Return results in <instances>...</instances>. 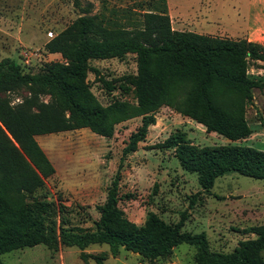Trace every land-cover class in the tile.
<instances>
[{
    "label": "trees",
    "instance_id": "obj_1",
    "mask_svg": "<svg viewBox=\"0 0 264 264\" xmlns=\"http://www.w3.org/2000/svg\"><path fill=\"white\" fill-rule=\"evenodd\" d=\"M155 1L156 6L144 10L110 8L113 21L97 13L76 16L43 45L45 51L59 53L65 60L62 64L49 62L40 72H25L14 57L0 58V255L36 244L51 250L75 246L81 251L91 244H106L112 256L122 248L152 261L186 243L196 247L195 264H264L260 255L264 224L246 228L253 237L238 241L230 251H214L203 232L180 230L181 219L167 224L147 212L136 225L122 217L114 209L117 175L91 228L64 226L62 216L57 222L58 210L51 201L34 198L26 204L20 200L53 173L36 135L85 127L110 137L116 123L162 104L228 139L249 133L242 105L258 83L245 75L244 61L264 62V43L173 29L165 0ZM126 53L136 56L137 104L113 101L103 106L84 82L87 61ZM21 89L26 94L14 101L13 93ZM146 123L131 137L130 150L143 137ZM163 143L173 148L180 168L197 174L205 192L216 177L229 172L264 179L262 150L237 145L196 147L178 130ZM87 257L103 264L99 255L80 253L82 260Z\"/></svg>",
    "mask_w": 264,
    "mask_h": 264
},
{
    "label": "rangeland",
    "instance_id": "obj_2",
    "mask_svg": "<svg viewBox=\"0 0 264 264\" xmlns=\"http://www.w3.org/2000/svg\"><path fill=\"white\" fill-rule=\"evenodd\" d=\"M156 6L155 0H0V58L14 57L25 72H40L45 63L65 60L49 53L44 43L64 29L76 16L100 14L113 21L110 8L133 7L144 10ZM170 26L209 36L235 38L241 24L245 0H165ZM136 56L90 58L84 82L95 100L105 106L124 101L136 106L134 77ZM244 73L258 83L250 89V98L242 105V118L249 133L228 139L204 124L188 118L167 104L142 115L132 116L113 126L104 137L82 127L34 136L53 173L21 202L34 198L53 202L57 222L64 226L93 227L99 208L105 204L107 187L117 175L114 209L128 221L139 225L147 212L167 224L181 219L180 230L203 232L211 250L228 252L237 242L252 238L246 228L264 224V179L229 172L214 179L203 191L197 174L180 168L165 139L176 130L183 132L196 147L237 145L264 151V63L246 59ZM13 93L14 101L25 95ZM44 101L47 96H42ZM144 120L142 138L128 144ZM196 247L186 243L152 261L119 248L110 255L106 244H91L82 251L75 246L59 245L56 250L43 244L12 250L0 255L3 264H96L80 258V253L99 255L103 264H195ZM264 260V250L260 252Z\"/></svg>",
    "mask_w": 264,
    "mask_h": 264
},
{
    "label": "crops",
    "instance_id": "obj_3",
    "mask_svg": "<svg viewBox=\"0 0 264 264\" xmlns=\"http://www.w3.org/2000/svg\"><path fill=\"white\" fill-rule=\"evenodd\" d=\"M241 24L234 33L235 38H245L255 43H264V0H245ZM264 63L259 60H254Z\"/></svg>",
    "mask_w": 264,
    "mask_h": 264
}]
</instances>
